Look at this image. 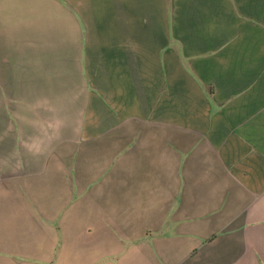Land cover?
Instances as JSON below:
<instances>
[{
	"label": "crops",
	"instance_id": "crops-1",
	"mask_svg": "<svg viewBox=\"0 0 264 264\" xmlns=\"http://www.w3.org/2000/svg\"><path fill=\"white\" fill-rule=\"evenodd\" d=\"M0 264H264V0H0Z\"/></svg>",
	"mask_w": 264,
	"mask_h": 264
}]
</instances>
